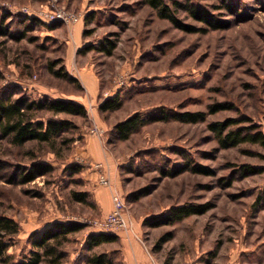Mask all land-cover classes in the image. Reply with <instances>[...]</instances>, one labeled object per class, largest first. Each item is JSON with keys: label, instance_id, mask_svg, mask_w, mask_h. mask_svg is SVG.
Listing matches in <instances>:
<instances>
[{"label": "rangeland", "instance_id": "rangeland-1", "mask_svg": "<svg viewBox=\"0 0 264 264\" xmlns=\"http://www.w3.org/2000/svg\"><path fill=\"white\" fill-rule=\"evenodd\" d=\"M166 1L185 23L208 27L172 2L204 7L211 20L227 26L185 32L145 0H0V94L14 85L31 98L78 95L48 65L58 58L64 64L69 53L85 45L107 39L116 43L110 56L96 49L78 52L106 93L88 101L86 117H69L75 128L62 135L68 142L58 143L56 153L44 143L16 147L0 139V160L6 162L0 172V215L19 226L5 237L0 264L29 256L31 234L54 222L83 225L64 242L60 264H97V256L104 264H125L122 239L87 244L92 233L115 234L95 225L108 213L95 202L94 191L100 189L109 196L112 191L122 194L129 229L160 264H196L198 257H206L205 264H222L229 254L264 245V147L242 143L222 148L208 128L212 121L246 117L264 132V0ZM52 6L83 18L71 24L45 22L38 15ZM117 94L121 106L101 114L99 103ZM218 102L231 108L207 114L204 121L170 117L147 123L126 139L113 130L135 113L208 111ZM96 128L103 133L92 134ZM89 141H96L98 157L87 152ZM33 161L46 163L51 171L26 184L8 181L17 167ZM97 162L111 187L98 183ZM71 165L80 170L73 172ZM197 165L209 172H196ZM243 165L261 171L244 175ZM78 193L87 194L86 203L76 200ZM201 203L209 204L204 213L155 224L172 207Z\"/></svg>", "mask_w": 264, "mask_h": 264}, {"label": "trees", "instance_id": "trees-1", "mask_svg": "<svg viewBox=\"0 0 264 264\" xmlns=\"http://www.w3.org/2000/svg\"><path fill=\"white\" fill-rule=\"evenodd\" d=\"M145 2L148 6L156 10L160 17L167 19L174 27L185 32H207L208 30L226 28L227 26V22L222 20H211V14L206 8L192 5V3L182 4L175 1L172 2L175 9L181 8L186 10L189 16L197 21L206 23L208 27H196L183 22L175 15L166 0H145ZM230 10L233 11V8H230ZM85 19L87 20V17ZM0 34H4L2 29L0 30ZM115 46L116 43L114 41L107 39V42L101 41L96 45H85L78 52L85 53L89 50L96 49L110 56ZM56 65H59V67L55 68ZM48 70L53 76L62 78L73 84L74 87L70 93H82L79 80L68 72L65 64H63L62 58L53 60L48 65ZM120 106L121 101L117 94L112 98L102 100L99 103L98 110L101 114H104L105 112L116 110ZM229 108H231L229 104L218 102L211 105L208 111H184L177 113L168 111L165 114L155 112L144 115L143 117L135 113L117 122L113 130L120 139H126L132 132L150 122L173 117L182 121L195 123L204 121L207 114ZM41 113H47L49 115L46 117L43 115L40 116L39 114ZM77 116L86 117L87 111L85 105L73 99L53 98L47 95L41 98H31L21 87L9 86L0 94V139H8L16 147H22L30 142L44 143L56 153L55 148L58 143L68 142L62 138V135L69 132L71 128H75L72 122L73 120L69 117ZM208 128L214 133L219 146L222 148L235 147L242 143L258 144L264 147V132L258 124L251 122L246 117H228L224 120L212 121L208 124ZM5 164V161L0 160V172L6 168ZM70 168L73 172L80 170L78 165H71ZM241 169L244 175L261 171V169L249 165H243ZM194 170L196 172H209L205 167L198 165ZM50 171L51 167L46 163L33 161L26 167H17L16 173L12 174L8 178V181L10 183L26 184ZM86 197V193H78L75 195L76 200L84 203L87 202ZM208 208L209 204L205 203L172 207L165 215V218L161 219V221H156L155 224L174 223L191 214L204 213ZM18 227V223L13 219L0 215V254L7 248L5 237L12 233H17ZM82 227L83 225L77 222H54L46 228L35 231L30 237L32 245L30 255L15 264H40L42 261H47L51 264H60L64 257V242L68 240L70 234L79 231ZM117 239V233L107 234L98 232L88 236L87 244L93 247L103 242H114ZM94 262L97 264L105 263L100 256H97Z\"/></svg>", "mask_w": 264, "mask_h": 264}, {"label": "crops", "instance_id": "crops-1", "mask_svg": "<svg viewBox=\"0 0 264 264\" xmlns=\"http://www.w3.org/2000/svg\"><path fill=\"white\" fill-rule=\"evenodd\" d=\"M79 54L78 51L74 52L73 54L69 53L68 55L69 57L67 59H64V64L68 72L73 77H76L79 80L82 87V93L78 95H72L69 97V99L71 98L79 103H82L87 108L89 100L95 102L96 98L100 97V95H103L106 92L103 91L102 94V91L100 90L99 87V81L95 75V72L93 71V69L91 70L92 67H87L90 64H86L87 60L82 61L80 59ZM54 96L55 98L66 97L60 95H54ZM97 115H98V111L96 113L95 110L94 112L95 120H99ZM86 147H87V152L90 153V155L94 156L96 154L97 157L99 156L98 153L99 151L97 148L96 141H89ZM93 195L96 204L101 206L105 212H109L111 209V199H110L111 195L109 196V192L100 189L94 191ZM119 234H118V239L120 238L124 241L123 243L125 248L123 249L124 250L123 256L125 258L124 260L125 264H160L157 257L150 255V253L148 252L146 254L143 251L141 242L138 238V235L135 234L134 229L121 231L119 232ZM246 248L247 250L240 251L241 255L239 256L238 254L237 255L234 254V256L233 254L227 255V259H225V261L222 264H264V245H260L258 243V244L250 245L249 247L247 246ZM205 258L198 257L196 264H205L204 263V261H206ZM210 263L212 262L209 261L207 264ZM188 264H192V263H188Z\"/></svg>", "mask_w": 264, "mask_h": 264}, {"label": "built area", "instance_id": "built-area-1", "mask_svg": "<svg viewBox=\"0 0 264 264\" xmlns=\"http://www.w3.org/2000/svg\"><path fill=\"white\" fill-rule=\"evenodd\" d=\"M26 9V8H24ZM45 22H63L66 24L77 23L82 20V14L73 13L61 7L52 6L43 14V17L38 15ZM91 133L94 135H101L102 130L96 128L92 129ZM94 167L98 171V183L104 187H111V180L107 173L102 169L103 164L100 162L94 163ZM111 209L102 219L97 220V225L101 231H110L111 233H119L129 229L127 219L125 217V201L122 194L118 191L111 192Z\"/></svg>", "mask_w": 264, "mask_h": 264}]
</instances>
